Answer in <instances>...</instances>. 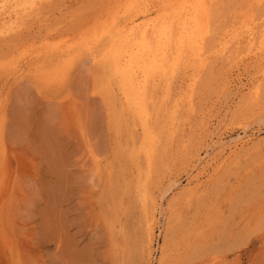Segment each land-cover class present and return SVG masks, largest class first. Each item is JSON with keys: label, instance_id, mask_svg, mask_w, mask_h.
<instances>
[{"label": "rangeland", "instance_id": "obj_1", "mask_svg": "<svg viewBox=\"0 0 264 264\" xmlns=\"http://www.w3.org/2000/svg\"><path fill=\"white\" fill-rule=\"evenodd\" d=\"M158 1L37 0L0 36V264H264V49L229 60L220 48L252 0H214L203 61L185 48L152 78L162 155L150 175L123 151L142 128L98 80Z\"/></svg>", "mask_w": 264, "mask_h": 264}, {"label": "bare ground", "instance_id": "obj_2", "mask_svg": "<svg viewBox=\"0 0 264 264\" xmlns=\"http://www.w3.org/2000/svg\"><path fill=\"white\" fill-rule=\"evenodd\" d=\"M36 1L0 0V36L7 37L20 26H23L21 24H24V20L33 11ZM213 1L164 0L162 11L159 10L160 13L158 12L155 15L156 20L150 19L144 21L143 24L141 22V25L138 26L137 31L132 37L127 38L123 42L122 48L127 55L125 63L121 64L117 57L120 52L117 51L114 55L115 58H112L111 62L107 64L108 70L98 80L101 91L103 90L106 94H109L108 88L104 87L106 83L113 82L118 85L125 96L126 108L131 112L134 120L140 123L143 135L140 142L139 140L137 141L139 147L127 148L123 151L131 161L143 157L142 164L146 166L145 175L147 177L150 175L154 156L156 154L162 155L160 152L161 138L151 131L150 126L152 118H155L158 110L156 108V102L151 95V89L153 87L152 78L156 74L166 77L172 73L176 62L181 57V52L184 53L183 50L185 48H188L187 51H192L196 63L197 61H203L204 55L202 53V47L200 46V40L207 35L208 26L212 24L208 22L210 20L209 14L213 6ZM252 1V8L253 6L254 8L248 9L245 13L246 15L242 19L243 22L239 23L241 27L229 30L226 35L228 40L226 39L227 41H225L224 45L222 47L220 46L223 49V53L219 49L221 54L229 60L238 58L243 54H251L254 51L257 52L264 49V0ZM214 16L213 14V18ZM169 48L171 49L170 51L167 50ZM186 61L188 62V60ZM190 63L194 64V62ZM259 90L258 86L251 89L248 94L249 99L257 97ZM113 103L115 104V102ZM179 105V102L174 104L173 111L169 113V119H173L174 111L179 108ZM114 109L113 116H111L114 124L120 129L123 128L125 132L128 131L129 123L122 114L124 109L122 107L120 110ZM171 124L173 125V122ZM243 133L245 135L246 132L243 131ZM131 139L134 138L131 137ZM243 139L240 137L238 142H234L233 147H237L241 142L243 144ZM133 143L135 144L136 142L134 141ZM140 165L138 163V166ZM138 197L145 216V233H147L148 241L150 242L154 230V214L152 215L147 211L148 204H150L148 195L139 190ZM151 205L153 206L152 208H155L153 201H151Z\"/></svg>", "mask_w": 264, "mask_h": 264}]
</instances>
